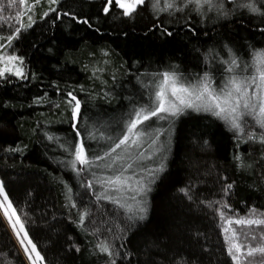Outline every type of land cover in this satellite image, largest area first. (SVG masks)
<instances>
[{"label": "trees", "instance_id": "16d2710c", "mask_svg": "<svg viewBox=\"0 0 264 264\" xmlns=\"http://www.w3.org/2000/svg\"><path fill=\"white\" fill-rule=\"evenodd\" d=\"M176 3L183 10L157 13L146 0L126 17L114 1L105 14V0H16L12 6L0 0V45L23 60L27 77L0 76V183L42 264L264 261L257 254L237 262L228 252L233 229L264 235V226L228 223L264 219V143L237 138L223 120L189 109L152 118L140 126L139 146L111 152L134 113L156 106L161 73L175 71L193 82L207 73L216 86L230 75V51L246 67L243 75L254 71V53L264 51V15L232 0L220 12ZM256 5L264 10V0ZM84 19L91 27L78 22ZM9 36L15 38L9 42ZM69 93L80 101L78 121ZM247 119L246 131L264 135ZM81 142L90 165L76 161ZM128 164V185L113 191L108 179ZM161 165L149 184V170ZM137 181L151 188L146 196L128 190ZM233 242L259 241L241 234ZM0 264H26L1 212Z\"/></svg>", "mask_w": 264, "mask_h": 264}, {"label": "snow or ice", "instance_id": "6c2138e0", "mask_svg": "<svg viewBox=\"0 0 264 264\" xmlns=\"http://www.w3.org/2000/svg\"><path fill=\"white\" fill-rule=\"evenodd\" d=\"M21 5L27 4L28 0H19ZM38 2V0H37ZM58 0H51V3H57ZM16 3V0H11L12 6ZM146 0H114V6L122 9V14L126 17H132L134 13L137 12L139 7L144 6ZM151 4L154 12H163L169 10L181 11L183 10L176 3V0H163V7H161L162 0H148ZM186 4L195 5V10L201 12L205 6L209 8H214L216 11L220 12L224 9V0H185ZM232 3H237L238 7L246 9L249 13L254 15H264V10L257 7L256 0H246L245 3L239 4L238 0H232ZM113 6V0H105V6L102 11L105 14L110 12ZM55 9H53L54 11ZM67 15V13H65ZM75 19V17H73ZM80 23L89 24L87 19L78 21ZM32 19L31 16L28 17V27L31 26ZM91 27V25L89 24ZM157 28H161V25H157ZM264 31V29H261ZM19 31V29H17ZM166 35L171 36L172 33L163 29ZM14 36H9L7 39L11 42ZM7 63H16L19 66L15 67L14 71L5 67L0 70V76L4 75V72L12 71V74L19 78L26 79V74L23 71V60L14 55L7 56ZM227 64L226 71L230 74L222 84L214 86V80L210 74L205 73L203 76L196 78L195 82L191 80H185L175 71H166L161 73V80L156 85L157 91L155 93L156 106L142 107L134 113V118L131 120L127 127V134L123 135L122 138L115 143L112 147L111 152H116L121 149L122 146H139V137L141 135L139 129L141 125L152 120V118H164V116L178 117L183 115L186 110H193L196 112H206L214 115L218 119H221L228 125V127L234 132L237 138L243 139L247 137L248 140H259L260 143H264V135L259 137L250 128L246 131L248 126V119L251 118L254 121L256 127L264 130V51L254 53V60L252 67L254 71L249 75H243L247 69L242 68L238 58L229 52V59L225 62ZM239 69L240 71H237ZM168 95L167 106L165 103V95ZM71 99L75 101L73 110V119L79 120L80 116V101L76 99L69 93ZM187 97V99L185 98ZM75 128V125H74ZM131 134V135H129ZM80 133L77 130V136ZM155 143V140L152 141ZM142 155V153H141ZM76 161L81 166L90 165V160L85 151L84 144L81 142L78 147L75 148ZM102 157H97L101 159ZM151 158V157H149ZM116 161L114 160L113 163ZM132 164H128L127 168L121 166V174L116 175L114 178L110 177L107 181L108 184L113 185V191H120L122 187L128 185L130 181V176H123V172L131 169ZM163 166L155 170H149L151 173V178L148 183H154L157 172H162ZM139 185L135 190L130 186L129 191H135L141 196H146L148 191H151L150 187H147L143 181H137ZM88 187H92L89 183ZM231 188V185H228ZM0 194H3V185L0 184ZM135 199V195L132 197ZM4 200L8 201L7 195H4ZM146 203V200H144ZM4 207V205H0ZM222 207L227 208V205ZM9 210H11V215H9ZM139 213L146 212L145 207L138 208ZM87 215V213H85ZM4 216L8 217L9 223H12V217H16V223L12 224V228L15 231L16 225H20V230L16 232L17 237H20V232H24V239H20V244L24 246L25 240L27 244L31 246V252L35 253L36 259L33 260L32 256L29 255V260L32 264H37V260L42 261L43 257L36 249V245L28 238L27 232L24 231V226L20 222L19 217L16 214L15 209H13L10 202L7 203V209L4 211ZM221 217H224V213H221ZM140 219H144L143 215H140ZM229 224H236L237 226L251 228V226H264V219H249V218H237L235 220H228ZM228 229H225L227 232ZM243 235L245 239H250L251 241H259L256 245H244L241 243H235L233 241L237 240L240 235ZM247 247V252H242V248ZM100 251L108 255H112L110 251V246L107 243H101L99 245ZM25 253L29 252L28 247H24ZM77 251L79 249L77 248ZM229 255L234 261H239L240 256L254 257L257 254L264 257V235L257 237L256 234L248 233H238L236 229L232 230L231 238L229 239ZM239 254V255H237ZM115 264V260L112 261ZM248 264H252L251 261ZM264 264V261H261Z\"/></svg>", "mask_w": 264, "mask_h": 264}, {"label": "rangeland", "instance_id": "374dc122", "mask_svg": "<svg viewBox=\"0 0 264 264\" xmlns=\"http://www.w3.org/2000/svg\"><path fill=\"white\" fill-rule=\"evenodd\" d=\"M9 55L16 56L15 54L10 53L8 51V48L5 50L3 48V45H0V70H3L5 67H8L12 71H14L15 67L19 66L16 63H7V56H9ZM12 71H7V72H4V73H11L12 74ZM23 71H24V69H23ZM185 98L187 99V97H185ZM164 99H165V103H166V106H167V102H168V95H167V93H166ZM4 195H7V194L5 193V191L3 189V194H0V205H4V207H0V212H1L3 218H4L5 222H6V225L8 226V228L10 230V233L12 234V236H13L16 244L18 245V247L20 249V252L22 253V255L24 257V260H25L26 264H32V261H30L28 257H29V255H31L32 258H33V260H35L36 259V256H35V253H32L31 252V246L27 244V240H25L24 246H22L20 244V239H24V232H20V237L18 238L17 235H16V232H18L20 230V225L19 224L16 225V230L15 231L12 228V224L13 223H16V217L13 216L12 217V223H9L8 217H5L4 216V211L7 209V203L10 202L9 198H8V201H5L4 200ZM9 215H11V210H9ZM24 247H28L29 248V252L28 253H25ZM37 264H42V262L39 261V260H37Z\"/></svg>", "mask_w": 264, "mask_h": 264}]
</instances>
